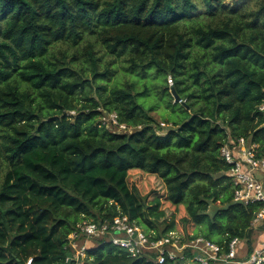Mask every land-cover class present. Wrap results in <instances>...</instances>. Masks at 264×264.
Instances as JSON below:
<instances>
[{
	"label": "trees",
	"instance_id": "obj_1",
	"mask_svg": "<svg viewBox=\"0 0 264 264\" xmlns=\"http://www.w3.org/2000/svg\"><path fill=\"white\" fill-rule=\"evenodd\" d=\"M261 105L264 0H0V264H74L79 223L118 215L249 255L263 205L233 200L221 148L245 138L264 156ZM86 255L193 260L103 240Z\"/></svg>",
	"mask_w": 264,
	"mask_h": 264
},
{
	"label": "built area",
	"instance_id": "obj_2",
	"mask_svg": "<svg viewBox=\"0 0 264 264\" xmlns=\"http://www.w3.org/2000/svg\"><path fill=\"white\" fill-rule=\"evenodd\" d=\"M264 112V105L259 107ZM105 123L117 126V130L125 129L124 124L118 123L115 112L102 117ZM221 155L226 162L232 164L229 174L234 185L233 200L244 204L261 202L262 208L257 212L253 221L264 219V156L257 154V145L245 138H238L235 142L227 143L221 148ZM71 256L68 258L74 264H83L87 257V242L108 241L125 249L132 256L143 253L156 252L162 255L167 252L171 259L184 258V252L191 249L192 259L200 264H209L210 261L222 264H264V242L246 255L242 253L243 241L234 237L228 245V251L223 252L219 244L202 237H195L181 242L176 234L152 239L137 224L128 220L126 215H118L113 220L95 222L83 219L78 230L68 236ZM31 259L26 264H30Z\"/></svg>",
	"mask_w": 264,
	"mask_h": 264
},
{
	"label": "crops",
	"instance_id": "obj_3",
	"mask_svg": "<svg viewBox=\"0 0 264 264\" xmlns=\"http://www.w3.org/2000/svg\"><path fill=\"white\" fill-rule=\"evenodd\" d=\"M252 228H253L252 237L254 239L253 246L254 248L259 247L261 243L264 242V219L254 222ZM245 250L246 249L242 248V253H246Z\"/></svg>",
	"mask_w": 264,
	"mask_h": 264
},
{
	"label": "rangeland",
	"instance_id": "obj_4",
	"mask_svg": "<svg viewBox=\"0 0 264 264\" xmlns=\"http://www.w3.org/2000/svg\"><path fill=\"white\" fill-rule=\"evenodd\" d=\"M156 116V115H155ZM262 176H264V174L262 175ZM136 178H137V175L136 174H133L132 176H131V179H133V180H136ZM136 183L138 184V187H139V189H140V193L141 194H145L146 192H147V190L151 187V185H148L147 187H142L141 185H140V183L139 182H137L136 181ZM254 224V223H253ZM259 224H260V222H259ZM253 226V225H252ZM159 230H161V229H159ZM98 242H87V247H89V246H92V245H95V244H97ZM245 249H247L246 248V246H245ZM245 252H246V250H245ZM85 260V259H84ZM180 264H200V263H198L197 261H195V260H191V261H184V263H183V261H181L180 262Z\"/></svg>",
	"mask_w": 264,
	"mask_h": 264
},
{
	"label": "water",
	"instance_id": "obj_5",
	"mask_svg": "<svg viewBox=\"0 0 264 264\" xmlns=\"http://www.w3.org/2000/svg\"><path fill=\"white\" fill-rule=\"evenodd\" d=\"M173 96H174L175 101H180L179 96L174 91H173ZM67 256L70 257L71 254L70 253H67Z\"/></svg>",
	"mask_w": 264,
	"mask_h": 264
}]
</instances>
